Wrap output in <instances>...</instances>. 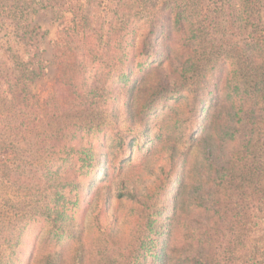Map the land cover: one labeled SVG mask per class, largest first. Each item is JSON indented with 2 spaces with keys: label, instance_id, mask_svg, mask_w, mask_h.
<instances>
[{
  "label": "trees",
  "instance_id": "obj_1",
  "mask_svg": "<svg viewBox=\"0 0 264 264\" xmlns=\"http://www.w3.org/2000/svg\"><path fill=\"white\" fill-rule=\"evenodd\" d=\"M207 1L0 0V30L8 37L0 47L4 180L25 189L23 179H32L34 102L29 86L43 78L47 68L39 33L29 25L32 15L51 9L59 21L60 75L55 94L64 100L89 103L94 92L109 84L121 85L131 99L148 70L156 62L163 64L164 52L176 44V38L186 50L180 63L182 84L173 90L165 118L171 119L174 108L184 103L181 122L195 116L188 142L207 151L202 170L194 171L201 190L196 209L203 219L220 223L219 234L223 230L230 234L229 258L223 256L226 262L207 250L186 261L264 264L251 249L252 240L264 237V0ZM239 34L244 37L242 43L236 38ZM71 135L72 140L90 138L91 146L82 155L77 151L75 164L90 179L93 190L110 178L108 166L94 170L95 161L106 156L101 152L118 148L125 160L135 146L139 151L150 150L155 139L149 144L134 134L129 138L103 126H79ZM96 143L102 150L98 154ZM48 165L44 175L54 178L60 165ZM186 182L184 174L179 192ZM52 187L36 185L37 199L32 196L22 214L3 225L0 264H68L74 259L85 264L83 255L77 257L75 233L65 227L73 217L75 186L57 180ZM170 223L161 248H154L152 237L146 244L140 242L130 264H146L149 256L156 264H169Z\"/></svg>",
  "mask_w": 264,
  "mask_h": 264
},
{
  "label": "rangeland",
  "instance_id": "obj_2",
  "mask_svg": "<svg viewBox=\"0 0 264 264\" xmlns=\"http://www.w3.org/2000/svg\"><path fill=\"white\" fill-rule=\"evenodd\" d=\"M207 2L212 3V0ZM262 18L264 24V10ZM29 25L39 33L47 64L44 77L29 86L34 102L32 170H29L32 179L24 178L25 189H22L5 181L4 171L0 170V235L5 223L14 222L22 214L25 202L35 195L36 185L53 188L60 180L75 186L73 217L65 227L75 233L77 257L83 255L81 260L85 264H130L140 242L146 244L150 237L157 244L154 248H161L168 232V221H171L172 230L169 264H188L186 260L199 256L203 250L211 251L226 262L223 256L229 258V231L223 230L219 234L220 223L215 219H203L196 209L201 190L194 171L202 170L207 153L202 147H193L188 142V133L196 118L192 114L187 121L181 122L186 103L174 108L171 119L165 118L173 102L170 96L182 84L180 63L185 60L186 50L177 43L178 39L175 38L176 44L164 52L163 64L156 62L148 70L131 99L121 85L109 84L106 89L94 92V99L88 103L74 98L64 100L55 94L60 75L57 53L60 27L53 10L32 15ZM5 35V30H0V47L8 38ZM236 38L243 42L242 35ZM231 66L229 60V69ZM79 126L114 128L129 138L134 134L149 144L155 139L150 150L139 151L135 146L125 160L118 148L101 152L98 144H94L96 154L106 155L102 161H95L94 170L106 165L110 178L93 190L90 179L85 178L75 164L77 151L80 150L78 154L82 155L81 152L91 146L89 137L72 140L71 132L79 130ZM51 161L59 163L60 168L54 170L57 176L47 178L44 169ZM184 174L187 182L179 192ZM150 220L154 222L150 224ZM251 242L254 258L264 262V237ZM76 261L68 264H76ZM146 264L156 263L149 256Z\"/></svg>",
  "mask_w": 264,
  "mask_h": 264
}]
</instances>
